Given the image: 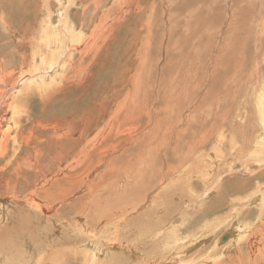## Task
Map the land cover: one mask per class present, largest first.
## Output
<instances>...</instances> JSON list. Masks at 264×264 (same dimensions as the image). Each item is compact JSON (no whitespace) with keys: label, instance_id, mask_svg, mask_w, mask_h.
<instances>
[{"label":"rangeland","instance_id":"374dc122","mask_svg":"<svg viewBox=\"0 0 264 264\" xmlns=\"http://www.w3.org/2000/svg\"><path fill=\"white\" fill-rule=\"evenodd\" d=\"M0 7V264H85L87 258L92 264L94 256L114 260L109 248L125 243L123 234L121 240L116 233L104 238L107 249L96 242L89 247L87 238L75 237L85 220L66 223L88 216L81 217V211L66 215L64 206L51 199L67 193L72 197L66 210L81 196H87L81 201L85 206L100 193L111 196L103 204L110 208L105 220L123 213L138 218L134 210L146 200L155 208L153 225L172 218L175 223H164L168 229L162 226L167 231L168 225L175 226L185 238L204 232L206 243L199 249L207 264H247L235 253L225 259L230 244L221 238L237 231L238 224L249 230L243 231V239L254 225L261 227L257 236H264V206L249 211L242 203L264 190V168L259 169L252 153L264 154V144H257L264 140L259 117L264 102V0H0ZM62 13L76 36L68 34L62 46H53L51 71L34 54H47V46L36 44L34 37L45 34L47 19L60 29ZM59 51H65L63 56L57 57ZM220 134L224 142L216 143ZM233 134L238 143L231 150ZM100 157L104 165H98ZM107 165L113 174L106 173ZM216 165L229 173L218 193H211L208 206L186 209L190 184L195 196L206 190L194 174ZM245 166L253 174H238ZM165 168L194 176L176 180ZM163 179L167 192L160 194ZM233 206L242 212H234ZM207 207L202 219L199 214ZM59 211L63 217L58 220L66 223L56 228L47 218ZM185 211L189 217L179 214ZM129 235L127 239L134 237ZM184 261L194 264L189 257Z\"/></svg>","mask_w":264,"mask_h":264},{"label":"bare ground","instance_id":"6f19581e","mask_svg":"<svg viewBox=\"0 0 264 264\" xmlns=\"http://www.w3.org/2000/svg\"><path fill=\"white\" fill-rule=\"evenodd\" d=\"M9 1V0H8ZM164 2V1H163ZM177 2V1H176ZM166 2H164V4H165ZM184 3V2H183ZM12 4V3H11ZM5 7V6H4ZM2 7H0V9H1ZM6 8V7H5ZM5 8H3L4 10H5ZM13 8V7H12ZM166 9H167V5H166ZM29 10H32V9H29ZM33 11V10H32ZM166 11V10H165ZM23 12H25V11H23ZM22 12V13H23ZM19 13V12H18ZM21 13V12H20ZM25 13H27V12H25ZM24 13V14H25ZM28 13H29V11H28ZM35 13V12H34ZM50 13V12H49ZM167 13V12H166ZM165 13V14H166ZM3 15V14H2ZM13 15V14H12ZM32 15V14H31ZM62 15H63V13H62ZM15 16V15H14ZM29 16V15H28ZM47 16V15H46ZM168 16V15H167ZM167 16H165V17H167ZM1 17V16H0ZM63 17L64 18H62V20L60 19V21H61V23H62V28H61V26H60V29H59V27H57V26H54V23L53 22H51L50 20H45V25H44V32H45V34H38L36 37H34V41L36 42V44L37 43H42L44 46H47V49H48V52H47V54H41L40 52H34V54H37L38 56H39V59H41L42 61H43V64H44V62L46 63V66H48L47 67V69H49V70H53V61L54 60H56L55 59V54H56V52H54L53 51V46H57V44H58V47L59 46H62L63 45V43H64V39H65V37H67L68 36V34H71V39L73 38V34L75 33V31L74 30H72V28L70 27V23H69V21H68V18L66 17V16H64L63 15ZM4 18L6 19H8V17H6V16H4ZM5 19L3 20V22L5 23V24H8V22H9V20L8 21H6L5 22ZM29 19H30V17H29ZM45 19H46V17H45ZM227 19V18H226ZM167 20H168V17H167ZM166 20V21H167ZM47 21H48V24H49V26L48 27H45L46 25H47ZM165 21V22H166ZM167 22H169V21H167ZM58 25V24H57ZM167 25V24H166ZM7 26V25H6ZM9 26V25H8ZM13 26V25H12ZM41 26V25H40ZM167 27H169V25L167 26ZM221 27V26H220ZM264 27V26H263ZM13 28V27H12ZM41 28H43V27H41ZM62 29V31H63V33H61L62 31H60V33H58V31L59 30H61ZM68 29V30H67ZM170 29V28H169ZM5 30V29H4ZM3 30V31H4ZM13 31H14V29H12ZM11 30V31H12ZM167 30V29H166ZM10 31V30H9ZM40 31H42L43 32V30H41L40 29ZM69 32V33H68ZM166 32V31H165ZM225 32V31H224ZM5 33H6V31H5ZM4 33V34H5ZM9 33V32H8ZM22 33V32H21ZM59 34H61L62 36H63V39L59 36ZM7 35V34H6ZM75 35V34H74ZM76 36V35H75ZM74 36V37H75ZM77 36H78V34H77ZM168 36V35H167ZM79 37H80V35H79ZM166 37V36H165ZM69 38V37H68ZM82 37H80V39H81ZM75 42V41H74ZM190 42V41H189ZM60 43H62V45H60ZM167 43V42H166ZM35 44V45H36ZM66 44H67V42H66ZM65 44V45H66ZM21 45V44H20ZM32 45H34V44H32ZM0 46H2L1 44H0ZM164 46V45H163ZM64 47V46H63ZM29 48V47H28ZM33 48V47H32ZM65 48V47H64ZM66 48H67V46H66ZM70 49V48H69ZM26 50H27V48H26ZM56 50V49H55ZM60 50H62V47H61V49ZM0 53H2L3 51H2V48L0 49ZM70 51V50H69ZM25 52V51H24ZM68 52V51H67ZM63 53H65V51L63 52ZM63 53H62V51L60 52L59 51V54L57 55V57L58 56H63ZM164 53V52H163ZM37 55H36V57H37ZM69 55V54H68ZM66 56V55H65ZM4 57V56H3ZM26 57V56H25ZM33 57H35L34 55H33ZM36 57H35V59H36ZM69 57V56H68ZM70 57H71V54H70ZM69 57V58H70ZM33 59V58H32ZM71 59V58H70ZM164 59V58H163ZM22 60H23V58H22ZM27 60V59H26ZM40 60V61H41ZM59 60H61L60 58H59ZM58 60V61H59ZM23 61H25V60H23ZM41 61V62H42ZM62 62V61H61ZM59 63H60V61H59ZM58 63V65L60 66V64ZM55 65V64H54ZM56 65H57V63H56ZM43 66H45V65H43ZM64 66V65H63ZM56 67V66H55ZM56 68H58V67H56ZM60 69H61V67H60ZM39 70V69H38ZM38 70H36L37 72H38ZM35 71V72H36ZM43 71V70H42ZM46 70L44 69V72H45ZM50 71V72H51ZM54 71V70H53ZM34 72V73H35ZM40 74H42L41 72H39ZM48 73H49V71H48ZM36 74V73H35ZM34 74V75H35ZM38 74V73H37ZM50 74V73H49ZM54 74V73H53ZM30 75V74H29ZM32 75V74H31ZM22 77V76H21ZM56 77H58V76H56ZM33 78V77H32ZM50 78V77H49ZM25 80V79H24ZM34 80V79H33ZM43 80V79H42ZM52 80V79H51ZM41 81V80H40ZM44 81H45V79H44ZM53 81V80H52ZM50 85H51V83H49ZM264 84V83H263ZM52 85H53V83H52ZM260 85H262V84H260ZM18 86V85H17ZM16 86V87H17ZM14 87H15V85H14ZM8 88V87H7ZM258 89V88H257ZM256 89V90H257ZM10 90V89H9ZM9 90H8V94L6 93V95L8 96L9 95ZM17 90H18V87H17ZM11 92H13V90L11 91ZM16 93V92H15ZM17 94V93H16ZM5 95V96H6ZM199 95V94H198ZM258 95V94H257ZM262 95V94H261ZM14 96V95H13ZM200 96H202V95H200ZM198 98H199V96H198ZM245 99V98H244ZM260 99V98H259ZM246 100V99H245ZM264 100V99H263ZM221 103V102H220ZM246 103V102H245ZM223 104V103H222ZM182 106V105H181ZM208 106V105H207ZM219 106V105H218ZM261 106L263 107L262 109H260L259 110V117H260V122L261 123H263V126H264V102H261ZM248 113H250V111L248 112ZM250 114H252V113H250ZM156 115V114H155ZM248 115V114H247ZM246 115V116H247ZM151 116V115H150ZM251 117V116H250ZM249 117V118H250ZM246 118H248V117H246ZM155 119V118H154ZM253 119V118H252ZM245 121H246V119H245ZM254 126V125H253ZM221 128V127H220ZM219 128V129H220ZM223 128V127H222ZM217 131V130H216ZM220 131V130H219ZM246 132V131H245ZM217 133V132H216ZM249 133V132H248ZM251 133V132H250ZM247 134V133H246ZM218 137H220V138H222L221 137V134H220V136L218 135L217 136V140L218 141H215L216 143L217 142H219V141H223L224 142V139L222 138V140L220 139V138H218ZM236 135L235 134H233V136L231 137V145L229 146V149H230V147L232 148L231 150H234L235 148H233L238 142H237V140H236ZM259 136H256V138H258ZM216 138V137H215ZM226 138V137H225ZM178 139V138H177ZM175 140V139H174ZM213 140H215V139H213ZM163 141H164V139H163ZM256 141V140H255ZM73 142V141H72ZM160 142H161V140H160ZM243 142H245V141H243ZM242 142V143H243ZM258 142V141H257ZM163 143V142H162ZM222 143V142H221ZM247 144H246V147H247V145H249V143L248 142H246ZM174 144V143H173ZM219 144V143H218ZM224 144V143H223ZM258 145L259 144H264V140L263 141H261V142H258L257 143ZM257 144H255V145H257ZM159 145V144H158ZM160 145H161V143H160ZM217 145V144H216ZM244 145V144H243ZM153 147V146H152ZM171 147V146H170ZM246 147H244V148H246ZM107 148V147H106ZM106 148H104V149H106ZM225 148V147H224ZM257 148H258V146H257ZM261 148V147H260ZM103 149V150H104ZM173 149V148H172ZM254 149H255V147H254ZM106 150H109V149H106ZM112 149H110V151H111ZM255 150H257V149H255ZM261 150H264V147L261 149ZM260 150V151H261ZM113 153V152H112ZM162 153V152H161ZM253 154H255V156L253 157L254 159V162H258L259 163V165L258 166H260V168L259 169H261V168H264V154H261V153H257L256 151L255 152H252ZM105 154V153H104ZM109 154H110V152H109ZM252 154V155H253ZM108 155V154H107ZM106 156V155H105ZM130 156V155H129ZM112 157V156H111ZM164 158V157H163ZM220 159V158H219ZM155 160V159H154ZM112 161V160H111ZM221 161V160H220ZM224 161V160H223ZM252 161V160H251ZM102 157H100V159L98 160V165L101 163L102 164ZM105 162V161H104ZM182 162V161H181ZM189 162V161H188ZM193 162H194V160H193ZM217 162V161H216ZM225 162V161H224ZM248 163L250 162V161H247ZM246 162V164H248ZM128 163H129V161H128ZM127 163V164H128ZM184 163V162H183ZM191 163V162H190ZM199 163V162H198ZM252 163V162H251ZM250 163V164H251ZM106 164V163H105ZM154 164H156L155 162H154ZM223 164V163H222ZM245 164V163H244ZM92 165V164H91ZM91 165H90V167H91ZM102 165H104V164H102ZM125 165V164H124ZM129 165V164H128ZM128 165H125V166H128ZM202 165V164H201ZM253 165H255V163L253 164ZM95 166V165H94ZM94 166H92V167H94ZM118 166V165H117ZM119 166H120V164H119ZM124 166V167H125ZM130 166H131V164H130ZM191 166V165H190ZM91 167V168H92ZM104 167H106V166H104ZM111 167H113V166H111ZM229 167H230V165H229ZM102 168H103V166H102ZM108 165H107V167L105 168V170H107L106 171V173H110V174H113V172H109V170H108ZM121 168V167H120ZM127 168V167H126ZM175 168V167H174ZM191 168L192 167H190V170H191ZM223 168V167H222ZM221 168V169H222ZM231 168V167H230ZM99 168H97V170H98ZM111 169V168H110ZM128 169V168H127ZM172 169V168H171ZM180 169H183V168H180ZM180 169H177V170H179L180 171ZM245 169H250L249 167H247L246 168V166H245V168H243L242 170L240 169V171L238 172V174H240V175H247V173L248 172H250L251 174H253L252 172L253 171H246ZM252 169H254V168H252ZM104 170V171H105ZM167 170H169V172H168V174H170L171 176H172V178L173 179H176V180H182V179H184V178H187V179H190L192 176H194V175H196L200 180L202 179V181L204 182V187H205V192H204V194H203V191H202V194L203 195H201V196H195L196 194H194V192H193V190H194V188H193V186L190 184L188 187V191H189V194L190 195H187L188 193H186V195L188 196V198H187V201H184V203H187V205L185 206V208L187 209V208H190V209H194V208H196V209H199L200 207H203V206H208V203H206V200L207 199H211L212 200V198H211V193H213V191H214V193H218V190H219V188H220V186L222 185V183H223V181H225L226 180V177H228V175H229V173L228 174H226V172H224L225 170L223 169V171H221L220 169H218V166L216 165V167H212V168H207V169H204L203 171L200 169V172H199V174L198 173H195L194 175H193V173H189V172H182V173H179V175H177L176 173H174L173 172V170L171 171L170 169H168V168H165V172H167ZM185 170V169H184ZM188 170H189V168H188ZM194 170V169H193ZM228 171H229V168L227 169ZM161 171H162V169H161ZM192 171V170H191ZM195 171V170H194ZM178 172V171H177ZM196 172V171H195ZM233 172H231V174H232ZM235 173V172H234ZM250 174V175H251ZM257 174V173H256ZM177 175V176H176ZM255 175V174H254ZM105 176V175H104ZM231 176V175H230ZM109 177V176H108ZM251 177H252V175H251ZM105 178H107L106 176H105ZM47 179V178H46ZM49 179V178H48ZM70 179H71V177H70ZM69 179V180H70ZM51 181V180H50ZM183 181V180H182ZM48 182H49V180H48ZM48 182H46L47 184H49ZM46 185V184H45ZM108 186L110 187L111 185L110 184H108ZM140 188V187H139ZM174 190H180L181 191V189L178 187V186H176L175 188H174ZM38 191V190H37ZM183 192H184V189L182 190ZM51 192V191H50ZM110 193H113V191H109ZM159 192H160V194H162V193H166L167 192V183H165V180L163 179L162 180V185L159 187ZM197 193V192H196ZM37 194V193H36ZM52 194V193H51ZM51 194H50V196H51ZM113 194H116V193H113ZM99 196H100V198L98 199V200H91V202L90 203H88V205H87V203H86V206L84 205V203L82 204V202L81 201H83L84 202V200L83 199H86V197L85 198H83L82 196H81V199L79 200V201H76V203H74L73 204V206H71V209H70V206H69V209L68 210H66L68 207H67V205H69V204H71V202H69V198L70 197H72L71 196V194H69V193H67V194H65V195H63L61 198H58V199H55V197L54 196H52L51 197V199H52V201L54 202V203H56L57 201L58 202H60V204L62 205V206H64L63 207V209H64V212H62V213H66V215H68L69 214V216L70 215H72V214H76V213H79V211H81L82 213H84L81 217H84L85 216V213H86V215L88 216V218H86V216L84 217V218H76V219H74V220H71V221H69L68 222V224L66 223V221L63 223L61 220H58V219H61L63 216H60V214H61V212L59 211V214L58 215H56V212L55 213H53L54 215L53 216H51V217H49V218H47V220L48 219H50L51 221H49V222H54L55 223V226H56V228L58 227H60V226H64L65 225V223H66V225H71V224H73L75 221L77 222V220H82V219H84L85 220V222L82 224V226H81V229H80V232H79V234L78 235H76L75 237H77V238H79V239H81V240H84L85 238H87V241L89 242H91L90 244H88V245H90L89 247H91V244L93 243L94 244V242H96L95 244H97L98 245V243L99 244H102V246H101V248L102 247H106V249H107V244L105 243V241H104V238H106L108 235H110V234H117V237H118V240H121V238L119 237V236H122L121 234H123V236H124V242L125 243H122L121 245H119V246H117V248L116 247H111V248H109L110 250H111V252H112V254H111V256L109 257L110 258V260H112V259H114V260H112V261H107V260H105L106 259V257H105V259H103V258H100V256H97V258H96V256H94V258H93V262L94 263H92V264H191V263H189V262H185L184 261V259L186 258V257H189L190 259H192L193 261H194V264H207L206 262H205V258H204V256H203V253H202V251H200V249H199V247L202 245V244H204V243H206V239H204L203 240V236H205V234H204V232H199V235H198V237H192V236H190V235H188V237H183V236H180L179 234H177L176 233V227L174 226V227H171V225H168V226H170V230L169 231H167V230H165L166 228H167V225L166 224H164V223H175L174 221H173V219L172 218H168V219H166V220H163V221H159L156 225H153L152 223H151V220H150V214H151V212H153L154 211V209L155 208H153V206L151 205V204H149L146 200H144L143 201V203L140 205V203H141V201L139 202V204L136 206V209L134 210V213L138 216V213H140L139 214V217L138 218H131V214H122V216L120 217V218H113V219H110V220H105V215L110 211V208L108 209V207H107V209L108 210H105L106 209V207H105V209H104V206H103V204H104V201L106 202V203H108V199L111 197V196H106V195H102V193H100L99 194ZM101 197H103V198H105V199H103V198H101ZM215 197H216V195L213 197V199L217 202L218 200L217 199H215ZM74 198V197H73ZM80 198V197H79ZM78 198V199H79ZM115 198H117V197H115ZM192 198V199H191ZM218 199H220V196H219V198ZM72 200V202H73V199H71ZM75 200H77V199H75ZM74 200V201H75ZM193 200H194V203H192L193 202ZM210 200V201H211ZM95 201H99V204H97V205H95ZM113 201V200H112ZM35 202V201H34ZM81 202V203H80ZM2 203V202H1ZM39 203V202H38ZM242 203H244L245 205H244V207L246 208V210H249V211H252L250 208L251 207H253V206H255V205H257V204H259V205H262V206H264V190H262V191H260V192H257V193H255L252 197H249L248 199H246L244 202H242ZM29 204H31L30 202H29ZM34 203H32V205H33ZM84 205L83 207H80V205ZM109 204V203H108ZM113 204V203H112ZM149 205V207H146L145 209L143 208V206L144 205ZM9 205V204H8ZM26 205V204H25ZM35 205V204H34ZM81 205V206H82ZM110 205H111V202H110ZM110 205H107V206H109V207H111ZM114 205H116V204H114ZM1 206V205H0ZM18 207V206H17ZM55 207V206H54ZM91 207V208H90ZM4 208H6L5 206H4ZM15 209H16V206L14 207ZM32 208V207H31ZM90 208V209H89ZM89 209V210H88ZM28 210V209H27ZM30 210H32V209H30ZM38 210V209H37ZM66 210V211H65ZM189 210V209H188ZM188 210H186V211H188ZM6 211V210H5ZM26 211V210H25ZM36 211V210H35ZM180 211V210H179ZM182 211V210H181ZM185 211V212H186ZM233 211L235 212H238V213H240V212H242V210H241V208L240 207H235V206H233ZM3 212V211H2ZM29 212H31V211H29ZM34 212V211H33ZM41 212L44 214V216L42 217V218H46V216H45V212H44V209H41ZM47 212V215L49 214V213H51V212H53V207H50V208H48V211H46ZM204 212H208V207L204 210V211H202L199 215L200 216H202L203 218L202 219H204V218H207V214L205 215V216H203L202 214L204 213ZM32 213V212H31ZM27 214H30V213H27ZM39 214V213H38ZM180 215L181 214H184V215H181V216H185V217H189L188 216V214H187V212H186V214L185 213H179ZM26 215V214H25ZM33 215V214H32ZM78 215V214H77ZM80 215V214H79ZM111 216H113L114 214H113V212H111V214H110ZM24 216V215H23ZM49 216V215H48ZM47 216V217H48ZM261 216H262V213H260L259 214V216H258V221H260V219H261ZM76 217V216H75ZM144 217V218H143ZM21 218V217H20ZM64 218H67V217H64ZM74 218V217H73ZM143 218V219H142ZM87 219V220H86ZM182 219H184V218H182ZM39 220V219H38ZM46 220V221H47ZM181 220V219H180ZM43 221V220H42ZM42 221H41V223H42ZM144 222V223H142V222ZM44 222H45V220H44ZM53 222H52V224H53ZM59 222V224H58V226H57V223ZM185 222H187V220L186 221H184V223ZM189 222V221H188ZM235 222V221H234ZM246 222V221H245ZM244 222V223H245ZM17 223V222H16ZM39 222L37 221V224H38ZM78 223V222H77ZM123 223V224H122ZM163 223V224H162ZM219 223V222H218ZM218 223H217V226H218ZM162 224V225H161ZM189 224V223H188ZM33 225H34V222H33ZM36 225V224H35ZM39 225H41V224H39ZM38 225V226H39ZM46 225V224H45ZM47 225H49V224H47ZM121 225H123V227L121 226ZM153 225V226H152ZM165 226L166 228H163L162 226ZM185 225V224H184ZM41 226H44V224H42ZM40 226V227H41ZM75 226V225H74ZM89 226V227H88ZM44 227H46V226H44ZM234 227V226H233ZM235 227H237L238 228V230L237 231H239V233H237V231H235V230H233V231H228L227 233H225L224 235H223V237L225 236V235H227V234H229V238L227 239V241H225L226 242V244L225 245H228V244H230V247L227 249L226 248V250H228V252H226V256H225V259H229L230 258V256H231V253H235V254H237V255H240V256H242V258L246 261V263L247 264H255V263H257L259 260H263L264 261V236H257V233H258V231H259V229L261 228V227H258V226H256V225H254V227L253 228H251V232H250V236H248V237H246V238H244L243 239V236H242V233H244L243 231L245 230L246 232V234H247V232H249V230H247V229H244V228H241V225H237V226H235ZM235 227H234V229H235ZM54 228V227H53ZM52 228V229H53ZM61 228V227H60ZM65 227H63L62 229H64ZM178 228V227H177ZM214 228H216V225H215V227ZM69 229H71V228H69ZM168 229V228H167ZM45 230V229H44ZM49 230V229H48ZM65 230V229H64ZM68 229H66V231H67ZM208 231H210L209 230V228L207 229ZM231 230V229H230ZM54 231V230H53ZM55 232V231H54ZM58 232H59V230H58ZM1 233V232H0ZM66 234L65 235H68V231L67 232H65ZM86 233L87 234H89V235H86ZM134 234L132 237L133 238H129V239H127L126 238V236L128 237V235L129 234ZM244 233V234H245ZM136 234H138V235H140L139 237L138 236H135ZM130 236V235H129ZM51 236H49V238H50ZM209 237H211V236H209ZM223 237L221 238V242H223L222 241V239H223ZM58 238H60V237H58ZM65 238V237H64ZM71 238V237H70ZM70 238H68L67 239V237H66V239H67V242H70L71 241V239ZM166 238H172V242L171 243H168L167 241H164ZM8 239H10V238H8ZM53 239V238H52ZM76 239V238H75ZM99 239V240H98ZM117 239V238H116ZM140 239V240H139ZM1 240V239H0ZM51 240V239H50ZM49 240V241H50ZM73 240V239H72ZM80 240V241H81ZM91 240H93V241H91ZM111 240V239H110ZM208 240H210V239H208ZM52 241H54V240H52ZM75 241V240H74ZM129 242V243H126V242ZM76 242H78V239L76 240ZM86 242V241H85ZM225 242H223V243H225ZM234 242V246H232V244L231 243H233ZM259 242H260V247H258L259 246ZM79 243V242H78ZM81 243H82V241H81ZM80 243V244H81ZM113 243H115V242H113ZM112 243V244H113ZM219 243V242H218ZM87 244V243H86ZM94 244V245H95ZM216 244V243H215ZM48 245V244H47ZM51 245H53V244H51ZM51 245H50V248H51ZM67 245H68V243H67ZM71 245V244H70ZM83 245H85V244H83ZM94 245H92V246H94ZM96 245V246H97ZM218 246V245H217ZM68 247H70V246H67V250L68 251H70V248H68ZM78 247V246H77ZM98 247H100V246H98ZM228 247V246H227ZM166 248H169L170 249V251H168V250H166ZM74 249V248H73ZM72 249V250H73ZM163 249V250H162ZM91 250V249H90ZM79 251V250H78ZM159 251H161L162 253L161 254H159V256H158V253H159ZM72 252H75V249H74V251H72ZM77 252V251H76ZM80 252V251H79ZM158 252V253H157ZM70 253V252H69ZM85 253V252H84ZM89 253V252H88ZM155 253H157V255L155 254ZM29 254V253H28ZM104 254H105V252H104ZM108 254V253H107ZM73 255V254H72ZM77 255V254H76ZM83 255V254H82ZM89 255L91 256V254L89 253ZM99 255V254H98ZM163 255H165V257L164 258H162L161 256H163ZM74 256H75V254H74ZM147 256V257H146ZM134 257H138V259H134V260H132ZM12 258V257H11ZM81 258V257H80ZM83 258V257H82ZM82 258H81V260H82ZM87 257H85V258H83V259H86ZM108 258V257H107ZM210 258H212V257H210ZM77 259V258H76ZM75 259V260H76ZM102 259H103V261H102ZM88 260H89V258H87L86 260H85V264H87L88 263ZM78 261V260H77ZM80 261V260H79ZM83 261V260H82ZM228 260H223V261H220V262H218L219 264L220 263H224V262H227ZM107 262V263H106ZM77 263V262H76ZM82 263H84V262H82ZM211 263V262H210ZM218 263H215V264H218ZM78 264H79V262H78ZM81 264V263H80ZM209 264V263H208Z\"/></svg>","mask_w":264,"mask_h":264},{"label":"water","instance_id":"95a60500","mask_svg":"<svg viewBox=\"0 0 264 264\" xmlns=\"http://www.w3.org/2000/svg\"><path fill=\"white\" fill-rule=\"evenodd\" d=\"M229 238V234L225 235L222 239L223 242L227 241V239Z\"/></svg>","mask_w":264,"mask_h":264}]
</instances>
